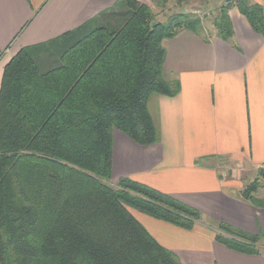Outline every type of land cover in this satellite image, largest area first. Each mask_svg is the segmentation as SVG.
I'll return each mask as SVG.
<instances>
[{"label":"trees","instance_id":"1","mask_svg":"<svg viewBox=\"0 0 264 264\" xmlns=\"http://www.w3.org/2000/svg\"><path fill=\"white\" fill-rule=\"evenodd\" d=\"M236 6L264 33V9L253 0H223L214 26L233 35ZM119 8V10H116ZM76 39L65 37L41 64L52 43L25 47L6 64L0 86V264H182L133 215L137 209L191 229L201 213L130 178L111 183L115 131L140 145L157 142L149 110L153 94L174 97L179 80L164 74L163 41L202 19L187 13L166 22L138 0H120ZM39 56V57H38ZM264 168L242 191L256 193ZM216 239L257 253L261 235L226 223Z\"/></svg>","mask_w":264,"mask_h":264},{"label":"crops","instance_id":"2","mask_svg":"<svg viewBox=\"0 0 264 264\" xmlns=\"http://www.w3.org/2000/svg\"><path fill=\"white\" fill-rule=\"evenodd\" d=\"M119 1L0 0V86L6 64L21 49L76 39ZM253 2L264 9V0ZM229 15L233 35L227 40L213 24L163 41L165 77L179 80L181 91L150 98L157 142L140 145L114 134L117 178L150 186L201 213L186 229L132 211L182 264H264V207L241 196L264 168V33L236 6ZM40 53L47 67L50 57ZM219 223L261 235L259 251L244 253L217 241Z\"/></svg>","mask_w":264,"mask_h":264},{"label":"rangeland","instance_id":"3","mask_svg":"<svg viewBox=\"0 0 264 264\" xmlns=\"http://www.w3.org/2000/svg\"><path fill=\"white\" fill-rule=\"evenodd\" d=\"M149 2L150 4L147 3L145 4H147L152 9L155 21L166 22L174 14L187 13L193 15L194 17L195 16L200 17L202 19V25H205L208 28H212L214 24V18L218 14L219 4H221L223 0H150ZM60 47H61L60 42L51 44L49 48L44 52L45 56L48 55V59L52 55L56 56L58 50L57 48ZM47 64L49 65L48 62ZM115 132L118 135L117 131ZM113 151H114V138H113ZM121 178H128V177L117 178L113 167L111 183L115 185L118 183V181ZM262 194H264V185L259 188V190L256 193V196L261 198ZM130 211L131 212L133 211L137 215V209L130 208Z\"/></svg>","mask_w":264,"mask_h":264}]
</instances>
